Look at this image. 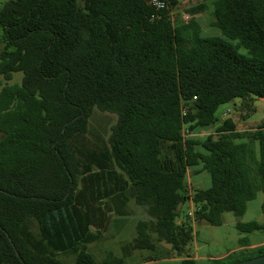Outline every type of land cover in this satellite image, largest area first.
I'll list each match as a JSON object with an SVG mask.
<instances>
[{"label":"trees","instance_id":"obj_1","mask_svg":"<svg viewBox=\"0 0 264 264\" xmlns=\"http://www.w3.org/2000/svg\"><path fill=\"white\" fill-rule=\"evenodd\" d=\"M162 1L161 11L150 0H11L0 8V264H65L55 252L76 255L70 264H125L111 252L96 262L85 247L131 200L153 219L152 228L138 223L132 250L154 252L146 261L196 264L193 224L177 223L181 205H193L194 221L220 226L224 213L242 217L264 193V122L239 132L216 116L238 100L249 118L264 99V0H204L191 10L212 3L221 36H204L196 19L175 22L179 1ZM17 73L21 82L11 83ZM95 110L117 123L108 146L84 158L75 142ZM212 127L204 140L191 137ZM191 168L207 172L210 187L193 188ZM237 228L251 234L264 223ZM250 244L240 239V251L212 264L264 255Z\"/></svg>","mask_w":264,"mask_h":264},{"label":"rangeland","instance_id":"obj_2","mask_svg":"<svg viewBox=\"0 0 264 264\" xmlns=\"http://www.w3.org/2000/svg\"><path fill=\"white\" fill-rule=\"evenodd\" d=\"M11 0H0V8L4 6L5 3ZM179 4L172 11V18L175 22H188L191 19H196L200 23L202 28V34L204 36H221L220 30L212 26L214 17L212 14L213 5L212 3H207L208 8L206 11L192 15L191 10L198 4L204 2V0H178ZM228 40L227 38H225ZM230 41V40H228ZM236 43V41H230ZM4 43L2 40V35L0 34V52ZM22 80V73H17L14 75V80L11 83H19ZM235 103H225L221 105L216 113V116L222 118L225 113L228 114L227 117L234 120L237 125V130L239 132L243 131H254L264 122V99L258 98L254 102L256 112L253 113L249 118H245L247 111L241 110L240 107L235 109ZM235 109V110H234ZM117 123V115L111 114L109 112H101L95 110L89 121L88 132L79 137L76 142V148L82 152V156L85 158L92 152H97L100 148L108 146V138L111 134L112 127ZM214 133V127L201 129L191 137L204 140L209 134ZM250 141V139H246ZM253 149L258 156V144L256 142H251ZM199 169L191 168L189 170V183L193 188L196 189H206L211 185L210 175L201 171L196 174L195 171ZM264 202V193L259 192L254 200L250 201L247 206V211L242 217H236L231 212H226L223 214V222L220 226H212L206 222L194 221V217H188V212L193 206L190 203H185L179 208L177 223L191 222L194 229V238L189 244V248L192 254H198L200 256H217L219 258L226 257L228 252L232 249L238 247V241L242 237H248L253 243L252 250L264 247V231H256L252 234H243L237 228V223H247L251 221H257L259 223H264V214L261 211V205ZM127 213L124 215L113 216V221L108 229V231L102 234V237L93 243L86 245V251L93 255L96 262L103 261L108 252L113 253L115 256L123 257L125 264H139L154 256V252L148 250H132L130 246L136 240L137 225L139 222H147L149 227L152 228L153 219L148 215L145 207L140 206L131 200L127 207ZM30 230L33 235L38 239L39 233L37 224L32 222L30 224ZM149 235L153 242L158 240V236L148 229ZM164 244H167L165 240H162ZM125 248H130V254L125 255ZM128 251V252H129ZM56 258L65 264H70L75 261L76 255L73 253L55 252ZM222 254V255H221ZM214 261H211L212 264ZM149 264H181L179 260L175 261H161L155 260ZM199 264H209L207 260H200Z\"/></svg>","mask_w":264,"mask_h":264},{"label":"crops","instance_id":"obj_3","mask_svg":"<svg viewBox=\"0 0 264 264\" xmlns=\"http://www.w3.org/2000/svg\"><path fill=\"white\" fill-rule=\"evenodd\" d=\"M252 234V233H251ZM242 238H244V237H242ZM242 238H240V239H242ZM245 238H247L250 242H251V244H250V246L248 247L249 249H251L254 245H253V243H252V241L250 240V238H248V237H245ZM239 239V240H240ZM241 250V247H240V245H239V241H238V247H236V248H234V249H232L230 252H228V254L229 253H232V252H238V251H240ZM227 254V255H228ZM222 255V254H221ZM192 258L195 260V262H196V264H199V261L200 260H207L208 261V263L210 264V262L211 261H215V260H221V259H224L225 257H223V258H219V257H217V256H214V257H211V256H200V255H198V254H192ZM175 260H179L180 262H181V264H182V258H178V257H175V258H172V259H165V260H161V261H175ZM150 262H153V261H142L141 263H139V264H149Z\"/></svg>","mask_w":264,"mask_h":264},{"label":"water","instance_id":"obj_4","mask_svg":"<svg viewBox=\"0 0 264 264\" xmlns=\"http://www.w3.org/2000/svg\"><path fill=\"white\" fill-rule=\"evenodd\" d=\"M160 246H163L168 250L172 249V244H164V242H160ZM228 264H264V255Z\"/></svg>","mask_w":264,"mask_h":264},{"label":"built area","instance_id":"obj_5","mask_svg":"<svg viewBox=\"0 0 264 264\" xmlns=\"http://www.w3.org/2000/svg\"><path fill=\"white\" fill-rule=\"evenodd\" d=\"M150 4H152L158 11H161L167 7L166 2H164L162 0H150ZM227 116H228V114L225 113L222 117L226 118ZM193 213H194V207L192 206L188 212V215L190 217H193Z\"/></svg>","mask_w":264,"mask_h":264}]
</instances>
